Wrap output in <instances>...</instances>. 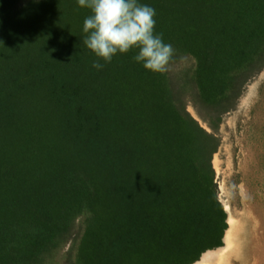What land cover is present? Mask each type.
I'll return each instance as SVG.
<instances>
[{
  "label": "trees",
  "instance_id": "16d2710c",
  "mask_svg": "<svg viewBox=\"0 0 264 264\" xmlns=\"http://www.w3.org/2000/svg\"><path fill=\"white\" fill-rule=\"evenodd\" d=\"M137 2L174 49L164 73L138 49L94 68L78 0H0V264H195L223 246L220 139L186 98L213 130L236 109L264 70V0Z\"/></svg>",
  "mask_w": 264,
  "mask_h": 264
},
{
  "label": "rangeland",
  "instance_id": "374dc122",
  "mask_svg": "<svg viewBox=\"0 0 264 264\" xmlns=\"http://www.w3.org/2000/svg\"><path fill=\"white\" fill-rule=\"evenodd\" d=\"M190 66L182 62L176 71ZM186 109L220 139L212 165L231 243L226 246L223 239L220 248L225 250L211 264H264V70L248 84L236 109L222 118L216 130L190 95Z\"/></svg>",
  "mask_w": 264,
  "mask_h": 264
},
{
  "label": "clouds",
  "instance_id": "9594fccd",
  "mask_svg": "<svg viewBox=\"0 0 264 264\" xmlns=\"http://www.w3.org/2000/svg\"><path fill=\"white\" fill-rule=\"evenodd\" d=\"M78 5L92 11L84 21L87 36L83 44L98 58L94 68L102 69L118 53L138 49L134 59L146 70L152 73L168 70L174 49L154 34V8L137 0H78Z\"/></svg>",
  "mask_w": 264,
  "mask_h": 264
},
{
  "label": "bare ground",
  "instance_id": "6f19581e",
  "mask_svg": "<svg viewBox=\"0 0 264 264\" xmlns=\"http://www.w3.org/2000/svg\"><path fill=\"white\" fill-rule=\"evenodd\" d=\"M224 242L226 243V246H228L231 243V236L230 234H227L224 237ZM225 248H218L212 251H207L204 253L201 257V261L196 262L195 264H211L214 261L218 260L221 258L223 251Z\"/></svg>",
  "mask_w": 264,
  "mask_h": 264
},
{
  "label": "water",
  "instance_id": "95a60500",
  "mask_svg": "<svg viewBox=\"0 0 264 264\" xmlns=\"http://www.w3.org/2000/svg\"><path fill=\"white\" fill-rule=\"evenodd\" d=\"M203 255V254H202Z\"/></svg>",
  "mask_w": 264,
  "mask_h": 264
}]
</instances>
